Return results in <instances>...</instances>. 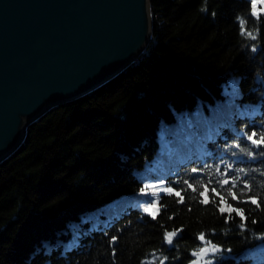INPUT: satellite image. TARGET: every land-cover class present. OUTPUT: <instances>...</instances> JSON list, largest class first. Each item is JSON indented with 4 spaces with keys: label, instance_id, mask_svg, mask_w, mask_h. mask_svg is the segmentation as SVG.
<instances>
[{
    "label": "trees",
    "instance_id": "16d2710c",
    "mask_svg": "<svg viewBox=\"0 0 264 264\" xmlns=\"http://www.w3.org/2000/svg\"><path fill=\"white\" fill-rule=\"evenodd\" d=\"M150 6L143 54L33 122L0 163V264H193L201 234L221 249L206 257L213 264H254L262 253L264 144L248 137L264 134V14L252 15L251 0ZM148 178L183 203L163 192L155 219L129 206L93 225L96 210L109 218L106 206L142 192ZM233 180L238 200L226 195ZM213 188L246 220L221 214ZM249 197L261 207L238 202Z\"/></svg>",
    "mask_w": 264,
    "mask_h": 264
},
{
    "label": "water",
    "instance_id": "95a60500",
    "mask_svg": "<svg viewBox=\"0 0 264 264\" xmlns=\"http://www.w3.org/2000/svg\"><path fill=\"white\" fill-rule=\"evenodd\" d=\"M151 36L150 0H0V163L28 126L117 77Z\"/></svg>",
    "mask_w": 264,
    "mask_h": 264
},
{
    "label": "snow or ice",
    "instance_id": "6c2138e0",
    "mask_svg": "<svg viewBox=\"0 0 264 264\" xmlns=\"http://www.w3.org/2000/svg\"><path fill=\"white\" fill-rule=\"evenodd\" d=\"M256 4H257V0H251V6L253 9L252 15L258 17V12L256 11ZM244 23L245 22L243 20H240L241 28H243ZM242 34L247 35L248 37H250L253 40L256 39V36H254L252 34V32L244 31ZM253 51H255V48H253ZM254 136H256V133H252V135L248 137V139L251 140L252 144L256 145L257 147H259L261 144H264V134L260 135L259 140L253 139ZM217 183L223 189L224 186H226L230 183V181L228 179H223L222 181H218ZM231 183H232V188L227 189L226 195L228 197H230L232 200H238L236 193L233 191V188L236 187V181L233 180ZM201 187L203 188V190L199 192V196L204 197V199L200 200V203L204 204V203L208 202L207 192L209 191V189H208L207 185H202ZM188 188L192 189V191H194V192L197 191V189L195 187H193L192 184H188ZM243 189L247 190V192L251 191V187L248 184H244ZM244 190L241 191V195L245 194ZM160 191H164L168 195L174 194L175 196L180 197V200H179L180 203H183V201H184V197L181 195V193L178 191L174 192L171 187L161 188ZM211 191L213 192L214 195L219 196V198H220V204L218 205V207H219V211L221 214H223V213H225V211H227L229 214L228 219H231L232 218L231 213L235 212L236 215L241 218V221L246 220L243 209L233 207L231 204H227V201L225 199V195H221L219 192H217V190L215 188L211 189ZM152 195L156 196V200L147 202L148 206L144 207L143 211L145 213H147L148 215H150L153 219H155L156 218V211H158V209L156 208V205L159 201V196L157 193H152ZM238 202L251 203L252 205H256L257 208L261 207V205L258 202L257 197H249L248 200L238 201ZM225 204L227 205L226 207L220 206V205H225ZM255 222L256 221H253V223H255ZM240 228L244 229L245 223L242 222L240 224ZM176 234H177L176 232H169L166 234V239H167V242L169 244L172 243V238ZM199 239L202 242H204L205 246L201 247L198 252L192 253L193 256L198 257L197 260L193 261V264H201V260L204 261V264H213V261L211 259H205V258L208 257L209 255L215 256V254L217 252L221 251V249H219L216 245L212 244L211 241H206L205 236L203 234H201L199 236Z\"/></svg>",
    "mask_w": 264,
    "mask_h": 264
},
{
    "label": "rangeland",
    "instance_id": "374dc122",
    "mask_svg": "<svg viewBox=\"0 0 264 264\" xmlns=\"http://www.w3.org/2000/svg\"><path fill=\"white\" fill-rule=\"evenodd\" d=\"M256 11L258 12V16L261 14H264V0H257ZM145 186L146 188L142 192L130 198H125V199L114 201L113 203L106 206V208L104 209V212L108 215L109 218H101L100 212L98 211L94 212L93 225H97L99 221H108L109 219H112L115 215L120 214L121 211L128 208L129 206L138 208L143 213H145L143 209L144 207L148 206L147 202L156 200V196L152 195V193H157L158 196H160L164 192V191H160V189L168 188L166 185L162 184V182L154 181L152 178H148L146 180ZM156 208L158 209V203L156 205ZM157 213L158 211H156V216H157ZM76 239L77 237H74V240ZM260 250L262 253L256 257L254 264H258L259 260L263 258L264 243L260 246ZM201 264H204L203 260L201 261Z\"/></svg>",
    "mask_w": 264,
    "mask_h": 264
},
{
    "label": "bare ground",
    "instance_id": "6f19581e",
    "mask_svg": "<svg viewBox=\"0 0 264 264\" xmlns=\"http://www.w3.org/2000/svg\"><path fill=\"white\" fill-rule=\"evenodd\" d=\"M108 205H109V204H108ZM108 205H107V206H108ZM96 211H97V210H96ZM64 250H65V248H64ZM66 252H67V251H66ZM63 254H64V253H63Z\"/></svg>",
    "mask_w": 264,
    "mask_h": 264
}]
</instances>
